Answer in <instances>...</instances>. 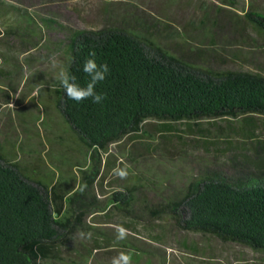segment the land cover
Segmentation results:
<instances>
[{"label":"rangeland","instance_id":"374dc122","mask_svg":"<svg viewBox=\"0 0 264 264\" xmlns=\"http://www.w3.org/2000/svg\"><path fill=\"white\" fill-rule=\"evenodd\" d=\"M248 11L264 14V0H0V158L47 186L66 180L75 162L90 163L87 140L62 111L56 90L78 32L120 30L141 38L152 56L195 72L264 77V30ZM107 150L109 159L116 155L115 167L127 165L128 176L120 179L108 166L106 178L142 188L136 209L118 221L126 239L111 229L107 238L117 246L76 264H99L103 254L112 262L121 252L131 253L133 264H264V249L190 231L161 209L207 176L263 180L264 114L152 118ZM122 200L118 209L132 210Z\"/></svg>","mask_w":264,"mask_h":264},{"label":"trees","instance_id":"16d2710c","mask_svg":"<svg viewBox=\"0 0 264 264\" xmlns=\"http://www.w3.org/2000/svg\"><path fill=\"white\" fill-rule=\"evenodd\" d=\"M246 16L264 30V14L248 11ZM71 47L67 72L80 85L89 79L83 64L90 52L96 53L98 65L109 67L96 86L106 93L102 103L90 99L77 103L68 99L62 86L56 87L62 111L86 138L91 158L140 132L152 118L179 121L264 114L263 76L195 72L152 56L141 38L120 30L78 32ZM161 209L174 212L179 225L190 231L264 249V179L207 176L190 186L173 207L167 202ZM57 236L54 207L45 187L0 158V264H38L46 255L44 245Z\"/></svg>","mask_w":264,"mask_h":264},{"label":"crops","instance_id":"0c3cea01","mask_svg":"<svg viewBox=\"0 0 264 264\" xmlns=\"http://www.w3.org/2000/svg\"><path fill=\"white\" fill-rule=\"evenodd\" d=\"M70 149L73 154L78 152L74 146ZM89 149L91 150L90 146ZM108 153L106 150L96 152L90 163L83 166L75 162L76 166L67 170L66 180H53L49 186L43 185L52 199L58 236L44 245L46 255L38 264L81 263L89 261L93 253H109L117 246V242L107 238L108 231H116L118 221H122L124 213L136 209L133 208L134 203H137L142 187L139 183L106 178L105 168L115 167L117 163L116 155L109 159ZM100 160L102 165L99 164ZM134 190L135 195L132 192ZM122 199H126L127 206L132 205V210L125 209L124 206L118 209L124 203ZM81 231L91 232L92 238H80L78 233ZM111 235L115 236L113 232ZM111 258L109 254H103L99 258V264H107L111 262Z\"/></svg>","mask_w":264,"mask_h":264},{"label":"clouds","instance_id":"9594fccd","mask_svg":"<svg viewBox=\"0 0 264 264\" xmlns=\"http://www.w3.org/2000/svg\"><path fill=\"white\" fill-rule=\"evenodd\" d=\"M96 53L94 51L89 53V57L84 61L83 72L88 76V81L85 85L77 83V78L69 76L68 72L60 67L56 78L59 80L60 85L65 91L68 99L80 103L84 100H91L92 103H102L106 98V93H101L96 90L97 84L102 82L109 72L107 64H97L95 60ZM58 62H53V67H57ZM39 91V90H38ZM37 91V95H38ZM112 174L120 179H126L128 176L127 165L120 167L117 165L112 169ZM86 187V185L84 186ZM83 191V188H81ZM128 230L122 226H118L116 229V239L123 240L127 237ZM78 236L83 239H91V232H79ZM111 264H133V256L131 253L121 252L117 257L113 258Z\"/></svg>","mask_w":264,"mask_h":264}]
</instances>
